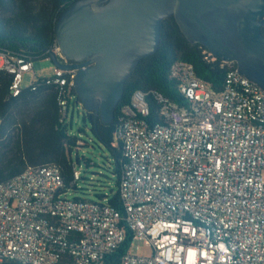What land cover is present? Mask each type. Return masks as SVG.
Returning a JSON list of instances; mask_svg holds the SVG:
<instances>
[{
	"label": "built area",
	"instance_id": "1",
	"mask_svg": "<svg viewBox=\"0 0 264 264\" xmlns=\"http://www.w3.org/2000/svg\"><path fill=\"white\" fill-rule=\"evenodd\" d=\"M51 53L64 62L56 42ZM0 70L17 97L33 64L0 55ZM75 75L55 68L43 78L63 116ZM169 78L184 103L135 91L120 110L122 212L68 198L75 166L67 188L59 166H29L0 182V263L264 264V91L230 68L219 90L184 62ZM152 107L161 122L148 120ZM135 240L149 256L128 252Z\"/></svg>",
	"mask_w": 264,
	"mask_h": 264
},
{
	"label": "trees",
	"instance_id": "2",
	"mask_svg": "<svg viewBox=\"0 0 264 264\" xmlns=\"http://www.w3.org/2000/svg\"><path fill=\"white\" fill-rule=\"evenodd\" d=\"M17 1L0 0V10L6 14L0 17V55L23 57L32 64L38 59L50 60L51 49L56 42L55 23L76 0H44L45 5L33 11L22 9ZM260 32L264 37V27ZM174 62L192 65L195 75L208 82L214 90L221 89L228 68L236 70L234 63H224L205 47L190 44L174 18H165L161 22L157 51L141 59L125 81L112 121L104 124L99 117L95 118L93 112L82 108L83 126L78 129L80 139L71 134L72 111L80 105L73 88L63 116L56 100V90L47 86L43 78L34 77L29 87L22 89L17 97H12L9 94L11 75L0 70V182L29 166L55 164L59 166L67 188L71 170L80 162L85 170L97 169L90 173V179L80 178L92 187L91 192L97 202L105 201L122 212L118 188L126 161L121 143L116 138L120 110L135 91L155 90L172 101L184 103L176 83L169 78ZM70 108L72 111L68 119ZM148 120L162 121L155 107L151 108ZM79 148L80 151L86 148L100 151L101 164L83 155L79 158L77 154L73 160V153ZM71 190L77 189L74 187ZM129 241L127 237L114 258L123 253ZM0 264L18 263L5 261Z\"/></svg>",
	"mask_w": 264,
	"mask_h": 264
},
{
	"label": "water",
	"instance_id": "3",
	"mask_svg": "<svg viewBox=\"0 0 264 264\" xmlns=\"http://www.w3.org/2000/svg\"><path fill=\"white\" fill-rule=\"evenodd\" d=\"M173 17L185 39L205 47L264 91V0H76L55 23V40L75 70L80 106L108 124L124 83L159 46L161 22Z\"/></svg>",
	"mask_w": 264,
	"mask_h": 264
},
{
	"label": "rangeland",
	"instance_id": "4",
	"mask_svg": "<svg viewBox=\"0 0 264 264\" xmlns=\"http://www.w3.org/2000/svg\"><path fill=\"white\" fill-rule=\"evenodd\" d=\"M17 2L21 6V8L26 11L27 10L33 11L45 5L44 0H18ZM5 15H6L5 12L0 10V17H4ZM54 69H55V66L51 62V60H45V59L35 60L33 62V71L24 74L22 83H21V88L25 89L29 87L34 77L45 78V77L51 76ZM71 111L72 110L70 108L68 119L70 118ZM72 112L73 113H72L71 134L74 136H77L80 139V134H78V129H80V127L83 126V121H82L83 109L80 105H77L74 107ZM75 154H77L79 158H80V155H83L85 158L92 159L97 164H101L102 162L101 152L98 150H92V149L86 148L80 151V148H79L78 150L74 151L73 156H72L73 160L75 158ZM75 167L80 172L81 177L84 176L87 179H90L91 172L97 171V169L96 170H85L83 165L80 166V162H79V165L75 164ZM95 179H98V178L95 177ZM76 189L77 190H70L67 193V197L70 199L79 198L82 200L97 202V199L93 197V194L91 192L92 187L88 186L87 182H83L81 180L78 181L76 184ZM128 252L134 256H149L150 255L149 247L145 246L143 242L137 241V240L133 241L130 244Z\"/></svg>",
	"mask_w": 264,
	"mask_h": 264
},
{
	"label": "flooded vegetation",
	"instance_id": "5",
	"mask_svg": "<svg viewBox=\"0 0 264 264\" xmlns=\"http://www.w3.org/2000/svg\"><path fill=\"white\" fill-rule=\"evenodd\" d=\"M59 63V62H58ZM75 62H71V61H66L64 60L63 63H59L60 65H70V64H74Z\"/></svg>",
	"mask_w": 264,
	"mask_h": 264
}]
</instances>
